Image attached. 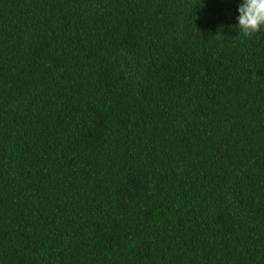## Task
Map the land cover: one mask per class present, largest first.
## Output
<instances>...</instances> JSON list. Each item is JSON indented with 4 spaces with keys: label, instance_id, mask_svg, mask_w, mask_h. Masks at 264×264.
<instances>
[{
    "label": "trees",
    "instance_id": "1",
    "mask_svg": "<svg viewBox=\"0 0 264 264\" xmlns=\"http://www.w3.org/2000/svg\"><path fill=\"white\" fill-rule=\"evenodd\" d=\"M241 2L0 0V264H264Z\"/></svg>",
    "mask_w": 264,
    "mask_h": 264
},
{
    "label": "clouds",
    "instance_id": "2",
    "mask_svg": "<svg viewBox=\"0 0 264 264\" xmlns=\"http://www.w3.org/2000/svg\"><path fill=\"white\" fill-rule=\"evenodd\" d=\"M238 12V25L234 27H238L245 37H251L264 29V0H242Z\"/></svg>",
    "mask_w": 264,
    "mask_h": 264
}]
</instances>
